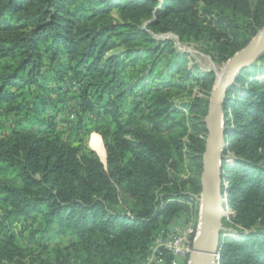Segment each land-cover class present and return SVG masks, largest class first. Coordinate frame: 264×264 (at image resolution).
I'll return each instance as SVG.
<instances>
[{"label":"trees","instance_id":"16d2710c","mask_svg":"<svg viewBox=\"0 0 264 264\" xmlns=\"http://www.w3.org/2000/svg\"><path fill=\"white\" fill-rule=\"evenodd\" d=\"M237 15L247 22L238 23ZM263 25L264 0H0V114L20 116L0 136V173L15 179L0 184L3 219L34 212L46 226L56 223L97 253L99 261L87 264H110L145 251L159 217L187 210L178 200L189 198L183 191L188 181L172 171L182 159L185 134L184 151L194 163L202 162L206 130L200 119L209 101L190 106L194 134L185 122L164 126L159 119L168 106L162 101L154 99L147 113L127 101L130 92L145 86L156 63L134 82L124 80L126 66L162 45L177 60L164 68L159 84L167 85L184 56L149 33L209 43L226 62ZM185 73V80L203 83L213 76L199 69ZM32 88L41 94L33 95ZM72 89L80 93L83 111L112 125L95 151L74 147L55 132L54 116H45V97ZM22 90L29 92L27 99H21ZM222 117L221 178L231 213L222 227L236 236L221 240L218 264H264V54L230 84ZM144 119L151 129L139 125ZM201 133L203 139L197 137ZM229 152L231 164L224 157ZM200 175L189 180L195 194L201 192ZM121 196L133 202L132 217L116 209ZM24 260L13 233L0 238V264Z\"/></svg>","mask_w":264,"mask_h":264},{"label":"rangeland","instance_id":"374dc122","mask_svg":"<svg viewBox=\"0 0 264 264\" xmlns=\"http://www.w3.org/2000/svg\"><path fill=\"white\" fill-rule=\"evenodd\" d=\"M115 17L117 16L115 15ZM236 18L240 24L247 22L240 15H237ZM149 34L155 41H169L172 48L181 56H184V59L182 58V62L180 63L181 68L175 71L174 77L166 78L165 82H169L167 85L159 84L162 73L165 67L173 65L177 60L169 53V49L162 45L153 54L146 55L143 58L140 57L132 65H127V75H125L124 80L128 82L132 80L134 82L148 75V69L152 64L156 63L151 74L148 76L149 79L144 81L146 83L145 86L139 87L134 92L132 91L128 94L127 101L129 107L132 106L130 104L132 103L133 108L134 105L138 106L140 109H145L147 113L146 107L154 99H158L168 106V114L159 119L164 126L185 122L188 125V134H194L195 131L192 129L190 122V118L192 117L190 106L196 104L199 100H210L219 83L225 79L227 64L230 58L226 62L220 61L212 51L210 44L203 41H194L190 38L181 40L172 33ZM133 46L139 45L134 44ZM154 46V44L149 45L151 48ZM140 49L145 48L141 46ZM118 50L115 49L111 53H115ZM193 69L212 73V79L209 78L206 83H203L201 80L196 81L193 78L185 80L186 70ZM43 70H47L46 65ZM35 90L32 88L31 93L33 95L41 94L35 92ZM28 93V91L22 90L20 92L21 99H27L29 97ZM79 96L80 93L76 89H72L61 95L56 93L47 95L45 99L49 100V102L45 109V116H54L55 132L64 140L74 147L95 151V149L103 145L104 136H106L107 131L112 125L108 118H97L91 111H83L81 106L78 105L80 101ZM19 118L20 116L14 115L3 116L1 113L0 136L5 133L9 134L15 128L14 121ZM203 121L204 119L201 118L200 122ZM222 122H224L223 118ZM139 125L146 130L152 128V123L149 119H144ZM174 130L182 132V129H178V127H175ZM221 130L222 136H224L225 126L223 123ZM161 132L164 136L170 134L166 130ZM197 137L203 139L204 133L197 135ZM181 141L185 150L189 141L187 134L182 137ZM184 150L178 168L174 172L172 171V173L178 178L188 181L183 191L189 198L178 200L187 205V210L177 211L171 218L159 217L157 229L145 251L126 254L125 259L116 260L110 264L189 263L188 253L190 244L196 238L200 225L201 209L200 193L195 194L192 192V183L189 180L201 171L202 162L194 163ZM224 157L228 164H231L232 160H234L230 152ZM12 182H15V179L11 173H0V184ZM120 201L121 203L116 206V209L122 211L126 216L132 217L135 212L133 202L124 196H121ZM223 202H226V198L223 199ZM230 214V210L225 206V220L229 221ZM222 230L225 236H236L235 231L230 228L222 227ZM11 233L15 235L16 244L24 252L26 264H59L64 259L67 261V264H87L88 261H99L97 253L92 249H84L70 231L59 227L56 223L46 226L40 216L34 212H31L26 217L23 216L12 220H4L0 213V238L8 236ZM164 250L168 251V254H164Z\"/></svg>","mask_w":264,"mask_h":264},{"label":"water","instance_id":"95a60500","mask_svg":"<svg viewBox=\"0 0 264 264\" xmlns=\"http://www.w3.org/2000/svg\"><path fill=\"white\" fill-rule=\"evenodd\" d=\"M262 54H264V25L254 39L229 59L225 79L208 102L207 114L203 121L206 138L200 175V231L192 243L190 264H218L221 240L225 237L222 222L225 219V206H227V203L223 202L226 186H223L221 174L224 170H219L221 154L226 145L224 136L220 133L225 92L240 70L257 62Z\"/></svg>","mask_w":264,"mask_h":264},{"label":"built area","instance_id":"2783aa9c","mask_svg":"<svg viewBox=\"0 0 264 264\" xmlns=\"http://www.w3.org/2000/svg\"><path fill=\"white\" fill-rule=\"evenodd\" d=\"M219 170H222L223 169V166H222V163L220 162L219 163ZM223 186H226V184L224 183V185ZM223 194V193H222ZM199 231H200V225H199V227H198V230H197V233H196V237H197V235H198V233H199ZM195 240V239H194ZM193 240V241H194ZM193 241H192V243H193ZM192 243L190 244V249H189V253H188V255H190V253H191V247H192ZM166 251V250H165ZM168 252V251H167ZM216 261H217V258H216ZM188 264H190V263H188Z\"/></svg>","mask_w":264,"mask_h":264},{"label":"bare ground","instance_id":"6f19581e","mask_svg":"<svg viewBox=\"0 0 264 264\" xmlns=\"http://www.w3.org/2000/svg\"><path fill=\"white\" fill-rule=\"evenodd\" d=\"M178 46H179V45H178ZM208 62H209V61H208ZM211 65H212V64H211ZM213 66H214V65H213ZM213 66H212V67H213ZM225 67H226V66H225ZM213 69H214V68H213ZM215 69H216V68H215ZM214 71H215V70H214ZM220 83H221V82H220ZM220 83H219V84H220ZM229 86H230V85H229ZM217 87H218V86H217ZM228 88H229V87H228ZM228 88H227V89H228ZM216 89H217V88H216ZM216 89H215V90H216ZM222 118H223V117H222ZM222 118H221V120H220V133H221V134H222V130H221V126H222V125H221V124H222ZM219 169H220V168H219Z\"/></svg>","mask_w":264,"mask_h":264}]
</instances>
